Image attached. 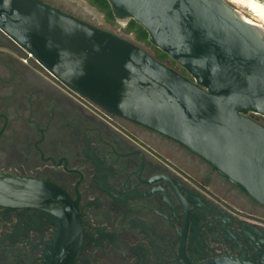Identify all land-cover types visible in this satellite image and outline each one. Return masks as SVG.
<instances>
[{"label": "flooded vegetation", "instance_id": "af4514ba", "mask_svg": "<svg viewBox=\"0 0 264 264\" xmlns=\"http://www.w3.org/2000/svg\"><path fill=\"white\" fill-rule=\"evenodd\" d=\"M41 1L127 39L78 0ZM229 1L255 14L264 7ZM27 57L0 30V174L57 187L77 224L59 211L0 207V264H47L52 242L71 229L81 237L75 264H264L263 206L198 155Z\"/></svg>", "mask_w": 264, "mask_h": 264}, {"label": "water", "instance_id": "95a60500", "mask_svg": "<svg viewBox=\"0 0 264 264\" xmlns=\"http://www.w3.org/2000/svg\"><path fill=\"white\" fill-rule=\"evenodd\" d=\"M107 1L187 75L41 0H0V30L71 90L180 144L264 207V126L250 117H264V27L225 0ZM67 201L51 184L0 174V207L59 211L73 227ZM68 232L47 264H75L81 237Z\"/></svg>", "mask_w": 264, "mask_h": 264}, {"label": "rangeland", "instance_id": "374dc122", "mask_svg": "<svg viewBox=\"0 0 264 264\" xmlns=\"http://www.w3.org/2000/svg\"><path fill=\"white\" fill-rule=\"evenodd\" d=\"M226 2H228L231 6H233L235 9H237L240 13H242L246 18H248L249 20L261 25L264 27V7L262 10H260V13H253V11L249 8V5L248 9L246 8H243V7H240V6H237V5H234L232 3H230L229 0H225ZM259 2L261 3H264V0H258ZM79 3L83 4L84 7L87 9L88 13H90V19L93 20L94 22L98 23L101 27H105V28H109V29H112L113 31H115L116 33H119L120 35H123L124 37H126L127 39L133 41L135 44L141 46L144 50H146L147 52L151 53L152 55H154V51L151 47L147 46L146 44L144 43H140L136 40V36L134 33H128L126 31V26L127 24L125 23H117L114 24V25H111L109 23H107V21H105L103 19V15L101 14V11L93 6L89 1L87 0H78ZM257 2V0H256ZM250 117L256 119L257 117V121H258V118L260 119L261 116H257V115H253V114H250ZM264 120V119H262Z\"/></svg>", "mask_w": 264, "mask_h": 264}, {"label": "trees", "instance_id": "16d2710c", "mask_svg": "<svg viewBox=\"0 0 264 264\" xmlns=\"http://www.w3.org/2000/svg\"><path fill=\"white\" fill-rule=\"evenodd\" d=\"M93 6L97 7L102 13L106 16L107 23L114 25L116 24V20L114 18L112 9L107 0H88ZM126 31L128 33H134L136 36V40L140 43H144L147 46L151 47L154 51V57L160 62L166 64L167 66L176 69L183 75H187L186 70L179 67L177 63L172 60L167 54L159 50L158 48L152 46L149 42V34L148 32L139 24H137L134 20L130 21L126 26Z\"/></svg>", "mask_w": 264, "mask_h": 264}, {"label": "built area", "instance_id": "2783aa9c", "mask_svg": "<svg viewBox=\"0 0 264 264\" xmlns=\"http://www.w3.org/2000/svg\"><path fill=\"white\" fill-rule=\"evenodd\" d=\"M27 54H28V57H27V59H26L25 61H28V60L32 59V60H35L37 63H39V62L34 58V56H33L32 54H30L29 52H27ZM39 64H40V63H39Z\"/></svg>", "mask_w": 264, "mask_h": 264}, {"label": "bare ground", "instance_id": "6f19581e", "mask_svg": "<svg viewBox=\"0 0 264 264\" xmlns=\"http://www.w3.org/2000/svg\"><path fill=\"white\" fill-rule=\"evenodd\" d=\"M242 14V13H241ZM243 15V14H242ZM244 16V15H243ZM244 18L247 20V21H249V22H251V23H255V22H253V21H251V20H249L248 18H246L245 16H244ZM255 24H257V23H255ZM259 25V24H258ZM261 26V25H260Z\"/></svg>", "mask_w": 264, "mask_h": 264}]
</instances>
